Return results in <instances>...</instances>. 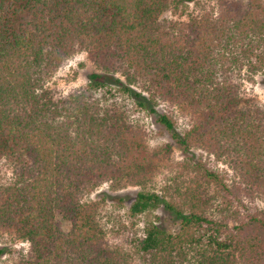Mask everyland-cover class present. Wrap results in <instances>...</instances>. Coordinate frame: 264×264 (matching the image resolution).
Returning <instances> with one entry per match:
<instances>
[{
	"label": "trees",
	"instance_id": "16d2710c",
	"mask_svg": "<svg viewBox=\"0 0 264 264\" xmlns=\"http://www.w3.org/2000/svg\"><path fill=\"white\" fill-rule=\"evenodd\" d=\"M190 3L0 0V161L11 170L0 184V233L27 243L0 248V264H264V208L250 205L264 201V102L240 89L264 71V0L188 13ZM167 10L186 20L161 17ZM80 53L100 73L66 95L47 88ZM105 76L119 77L116 93ZM117 94L171 132L184 155L182 191L144 189L140 177L169 146L150 151ZM193 147L231 176L187 157ZM125 179L142 184L131 218L162 206L178 231L150 223L130 248L109 244L99 203L83 198Z\"/></svg>",
	"mask_w": 264,
	"mask_h": 264
},
{
	"label": "rangeland",
	"instance_id": "374dc122",
	"mask_svg": "<svg viewBox=\"0 0 264 264\" xmlns=\"http://www.w3.org/2000/svg\"><path fill=\"white\" fill-rule=\"evenodd\" d=\"M215 0H197V4H188L187 12H200L203 9L207 10L214 6ZM186 11L182 13H172L167 10L162 14L163 18H180L186 20ZM180 14V16H178ZM93 72L100 73L94 65L87 59L85 53L77 54L62 64L55 72L52 78L46 83V87L52 89L57 95H66L69 92L82 88L89 80V75ZM108 86L116 93L118 86L115 80L118 76H105ZM119 78V77H118ZM137 91L135 87H131ZM241 94L244 97L251 98L254 101L262 104L264 102V71L257 74L251 81L241 80ZM116 101H125L129 110L139 120L140 126L145 131L147 147L150 151H158L164 146H169V152H159V155L154 158L155 167L140 177L143 182L144 189L154 191L158 194L162 193L160 189L163 186L170 187L169 193H173L176 187L182 191L185 181L181 180L185 177V172L182 170V163L184 162V155L179 149L178 145L172 138L171 132L166 130L159 122L156 121V115L146 113L136 108L134 102L128 97H122L120 94L115 96ZM157 112L163 113L165 108L160 103ZM176 132L183 134L187 128V122L184 116L175 113ZM187 157H191L193 161L202 160L209 166L219 172H225L231 176V170L221 161H217L214 156L207 154L200 148H191ZM151 170V169H150ZM147 172V171H144ZM189 173V170L186 171ZM192 175V174H191ZM190 175V176H191ZM11 176V170L0 161V184L5 183ZM142 189V184H131L128 179L119 181L117 183H103L90 194L84 196L85 202H98L99 219L106 232V240L109 244L130 248V243L134 237H141L143 229L150 223L156 224L158 227L169 232H177L179 225L175 222L170 213H168L162 206L139 214L131 218L128 210L129 205L135 197V194ZM167 198L170 196L166 195ZM253 208L260 210L264 208V201L262 198H255L252 204ZM62 230L67 231L68 225L61 223ZM0 248L12 249L16 251H25L27 243L22 240L11 239L10 236L0 233ZM7 254L4 256L6 257ZM3 256V258H4ZM134 264H139L135 259Z\"/></svg>",
	"mask_w": 264,
	"mask_h": 264
}]
</instances>
